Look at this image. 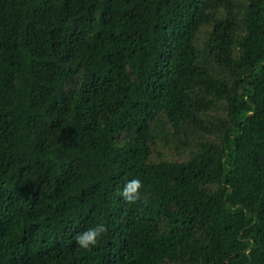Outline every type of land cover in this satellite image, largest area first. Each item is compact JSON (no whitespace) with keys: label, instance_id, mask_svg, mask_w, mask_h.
Segmentation results:
<instances>
[{"label":"trees","instance_id":"1","mask_svg":"<svg viewBox=\"0 0 264 264\" xmlns=\"http://www.w3.org/2000/svg\"><path fill=\"white\" fill-rule=\"evenodd\" d=\"M0 264H264V0H0Z\"/></svg>","mask_w":264,"mask_h":264},{"label":"clouds","instance_id":"2","mask_svg":"<svg viewBox=\"0 0 264 264\" xmlns=\"http://www.w3.org/2000/svg\"><path fill=\"white\" fill-rule=\"evenodd\" d=\"M141 187L139 179H132L128 181L124 188L122 195L127 201H136L139 196L138 189ZM107 226L103 222L96 223L85 228L83 231L77 233L76 242L83 249L95 247L104 233L107 232Z\"/></svg>","mask_w":264,"mask_h":264},{"label":"rangeland","instance_id":"3","mask_svg":"<svg viewBox=\"0 0 264 264\" xmlns=\"http://www.w3.org/2000/svg\"><path fill=\"white\" fill-rule=\"evenodd\" d=\"M165 153V158L168 159V160H172V161H177L179 160L178 156L175 155L174 151L171 149L170 151H162Z\"/></svg>","mask_w":264,"mask_h":264}]
</instances>
